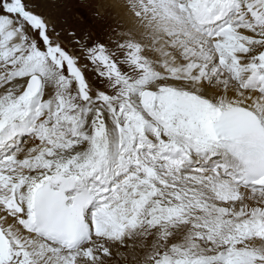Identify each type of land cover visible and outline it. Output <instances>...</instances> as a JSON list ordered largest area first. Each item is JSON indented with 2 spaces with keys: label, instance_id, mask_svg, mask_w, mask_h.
I'll use <instances>...</instances> for the list:
<instances>
[{
  "label": "snow or ice",
  "instance_id": "1",
  "mask_svg": "<svg viewBox=\"0 0 264 264\" xmlns=\"http://www.w3.org/2000/svg\"><path fill=\"white\" fill-rule=\"evenodd\" d=\"M0 0V264H264V0Z\"/></svg>",
  "mask_w": 264,
  "mask_h": 264
},
{
  "label": "rangeland",
  "instance_id": "2",
  "mask_svg": "<svg viewBox=\"0 0 264 264\" xmlns=\"http://www.w3.org/2000/svg\"><path fill=\"white\" fill-rule=\"evenodd\" d=\"M100 2L101 0H63L58 12L46 6H42L41 10L45 14L53 15L64 27L76 29L77 31H91L94 34L100 33L103 36L104 29L111 21L106 17L101 18L96 15V5ZM75 8L79 10L78 14L75 13Z\"/></svg>",
  "mask_w": 264,
  "mask_h": 264
},
{
  "label": "bare ground",
  "instance_id": "3",
  "mask_svg": "<svg viewBox=\"0 0 264 264\" xmlns=\"http://www.w3.org/2000/svg\"><path fill=\"white\" fill-rule=\"evenodd\" d=\"M78 8V7H77ZM77 8H75L74 10H76V12L75 13H77L78 14V9ZM61 14V13H60ZM80 16V15H79ZM77 25H81V24H77Z\"/></svg>",
  "mask_w": 264,
  "mask_h": 264
}]
</instances>
